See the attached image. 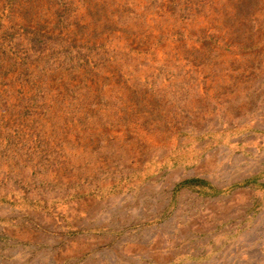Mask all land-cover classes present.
<instances>
[{"label":"rangeland","instance_id":"1","mask_svg":"<svg viewBox=\"0 0 264 264\" xmlns=\"http://www.w3.org/2000/svg\"><path fill=\"white\" fill-rule=\"evenodd\" d=\"M0 264H264V0H0Z\"/></svg>","mask_w":264,"mask_h":264}]
</instances>
